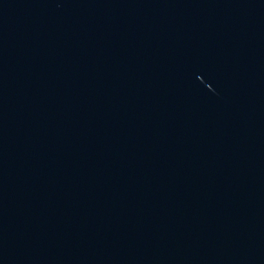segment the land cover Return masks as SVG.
<instances>
[{"label":"water","instance_id":"water-1","mask_svg":"<svg viewBox=\"0 0 264 264\" xmlns=\"http://www.w3.org/2000/svg\"><path fill=\"white\" fill-rule=\"evenodd\" d=\"M0 264H264V0H0Z\"/></svg>","mask_w":264,"mask_h":264}]
</instances>
